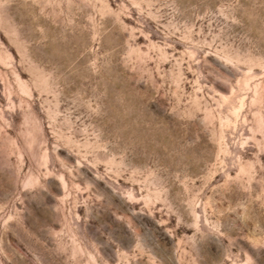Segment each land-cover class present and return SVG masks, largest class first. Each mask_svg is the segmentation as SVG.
Here are the masks:
<instances>
[{"label": "rangeland", "instance_id": "1", "mask_svg": "<svg viewBox=\"0 0 264 264\" xmlns=\"http://www.w3.org/2000/svg\"><path fill=\"white\" fill-rule=\"evenodd\" d=\"M0 264H264V0H0Z\"/></svg>", "mask_w": 264, "mask_h": 264}]
</instances>
